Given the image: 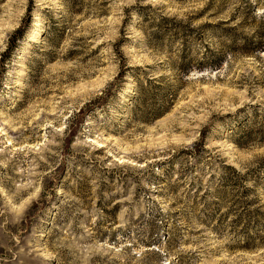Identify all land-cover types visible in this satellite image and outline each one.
I'll return each mask as SVG.
<instances>
[{
    "label": "rangeland",
    "instance_id": "374dc122",
    "mask_svg": "<svg viewBox=\"0 0 264 264\" xmlns=\"http://www.w3.org/2000/svg\"><path fill=\"white\" fill-rule=\"evenodd\" d=\"M0 264H264V0H0Z\"/></svg>",
    "mask_w": 264,
    "mask_h": 264
},
{
    "label": "trees",
    "instance_id": "16d2710c",
    "mask_svg": "<svg viewBox=\"0 0 264 264\" xmlns=\"http://www.w3.org/2000/svg\"><path fill=\"white\" fill-rule=\"evenodd\" d=\"M14 33H15V39H18V36H16V31Z\"/></svg>",
    "mask_w": 264,
    "mask_h": 264
},
{
    "label": "bare ground",
    "instance_id": "6f19581e",
    "mask_svg": "<svg viewBox=\"0 0 264 264\" xmlns=\"http://www.w3.org/2000/svg\"><path fill=\"white\" fill-rule=\"evenodd\" d=\"M37 25H39L40 23L38 22V23H36Z\"/></svg>",
    "mask_w": 264,
    "mask_h": 264
}]
</instances>
